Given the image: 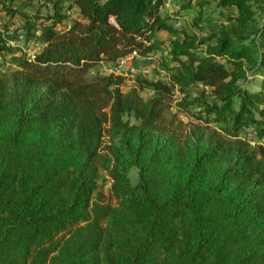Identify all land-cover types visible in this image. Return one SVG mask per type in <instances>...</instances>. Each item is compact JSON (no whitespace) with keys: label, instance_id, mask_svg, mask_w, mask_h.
Wrapping results in <instances>:
<instances>
[{"label":"trees","instance_id":"obj_1","mask_svg":"<svg viewBox=\"0 0 264 264\" xmlns=\"http://www.w3.org/2000/svg\"><path fill=\"white\" fill-rule=\"evenodd\" d=\"M48 1L54 13L26 28L42 51L0 77V264H264V149L205 132L253 124L264 135V90L241 87L264 71V28L251 30L264 0H216L221 22L206 39L174 29L164 0H75L81 20ZM161 31L176 37L173 67L168 83L141 80L151 100L88 75L102 60L151 57ZM196 86L211 89L198 101L204 126L182 133L167 120L172 93L185 101ZM104 168L115 205L99 192Z\"/></svg>","mask_w":264,"mask_h":264},{"label":"rangeland","instance_id":"obj_2","mask_svg":"<svg viewBox=\"0 0 264 264\" xmlns=\"http://www.w3.org/2000/svg\"><path fill=\"white\" fill-rule=\"evenodd\" d=\"M58 1V0H54ZM63 3L64 11L68 14V11L73 10L72 0H60ZM203 3V6H194L191 11H181V4L179 0H164V5L160 9V14L167 20L174 29H185L188 33H194L200 38L206 39L211 35V28L216 26L214 22L220 23L219 12L216 0H196ZM9 0H0V77L11 75L18 70V66L15 63V59L25 58L29 61H33L43 49L40 42L35 39H27V35H30L28 31V24H35L37 27H42L46 17L53 14V7L48 0H15L12 6L8 5ZM256 16L254 22L251 24V30L256 32L264 28V14L257 8L253 7ZM11 9V10H10ZM77 19L81 20L79 10L76 8ZM71 20V18H70ZM70 20L64 22V28L70 27ZM198 23V27L194 25ZM162 32V31H161ZM165 32V31H164ZM31 33H33L31 31ZM160 33V32H159ZM39 34V32H37ZM163 36L157 37L160 41V45L152 54L151 60L140 62H131L135 72H125L123 76L116 77L123 79L122 89L124 92H129L133 89H137L140 97L147 101L155 97L153 89L146 87L141 80H147L150 82L162 81L168 83L167 71L173 67L170 57L171 42L176 37H171L167 32L162 33ZM256 39L257 35L252 37ZM211 42L210 45H213ZM4 48V49H3ZM205 53L204 48L197 51L198 56H203ZM143 57V56H142ZM222 63L228 66L227 62L222 60ZM144 69L148 70L149 74H144ZM172 73V72H171ZM88 75L90 77H112L103 73L99 65L96 64L89 70ZM264 71L259 75L248 72L247 81L241 83L243 89H248L251 92H259L264 90ZM191 96L185 101L184 95L181 94L176 87L172 93V106L169 114L167 115L168 122L174 121V128L179 129L180 132L186 133L194 130L197 125L204 126L203 122L198 119V115H202L203 119L206 118V114L203 112V108L198 104L201 100L202 92L206 96L211 95V89L208 87L196 86L191 88ZM179 104H184L187 110L179 108ZM237 105V103H236ZM254 115L257 119H260L259 111L255 110ZM128 119L127 117L125 120ZM132 125H138L134 117L130 118ZM230 124L229 126H231ZM224 125L210 123L207 125L205 132L208 136L216 134L225 141L241 142L245 144L251 151H257L259 147L264 149V135H260L261 127L250 124L248 127L241 128L236 137H231L222 132L221 128ZM106 129L108 126L105 127ZM109 145V138L107 134L103 137V147L101 154L107 155V146ZM98 180L99 192L103 196L104 203H112L115 205V201L111 200V180L109 179L108 170L105 168L100 171ZM131 184L135 186L139 179V171L133 168L129 173ZM97 196H94V200Z\"/></svg>","mask_w":264,"mask_h":264},{"label":"built area","instance_id":"obj_3","mask_svg":"<svg viewBox=\"0 0 264 264\" xmlns=\"http://www.w3.org/2000/svg\"><path fill=\"white\" fill-rule=\"evenodd\" d=\"M72 1H74L73 10L71 9V11H68V16L77 18L78 17V14H76L77 6L75 4V0H72ZM35 58L36 57L33 58V61L35 60ZM151 58L152 57H142L137 52H133L128 56L117 59L116 61L102 60L98 62L97 64L99 65L100 70L103 73H105L107 76L120 77V76H123L125 72H131V73L135 72V69L131 62L137 61V60L140 62L141 61L145 62V61L151 60ZM143 71H144V74L150 73L146 69H144Z\"/></svg>","mask_w":264,"mask_h":264},{"label":"crops","instance_id":"obj_4","mask_svg":"<svg viewBox=\"0 0 264 264\" xmlns=\"http://www.w3.org/2000/svg\"><path fill=\"white\" fill-rule=\"evenodd\" d=\"M162 33H165L164 31L157 34V37L163 36Z\"/></svg>","mask_w":264,"mask_h":264}]
</instances>
